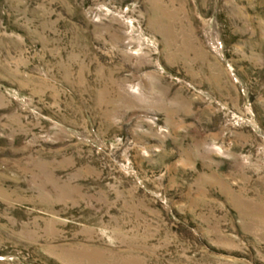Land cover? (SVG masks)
Here are the masks:
<instances>
[{
  "label": "rangeland",
  "instance_id": "1",
  "mask_svg": "<svg viewBox=\"0 0 264 264\" xmlns=\"http://www.w3.org/2000/svg\"><path fill=\"white\" fill-rule=\"evenodd\" d=\"M0 264H264V0H0Z\"/></svg>",
  "mask_w": 264,
  "mask_h": 264
}]
</instances>
